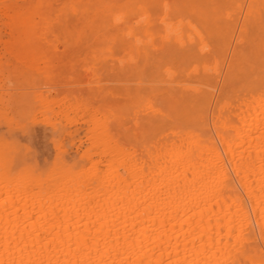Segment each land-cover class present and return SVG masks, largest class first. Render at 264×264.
Segmentation results:
<instances>
[{"label":"bare ground","instance_id":"1","mask_svg":"<svg viewBox=\"0 0 264 264\" xmlns=\"http://www.w3.org/2000/svg\"><path fill=\"white\" fill-rule=\"evenodd\" d=\"M60 45L125 52L135 103L97 108L73 163L0 138V264H264V0H0V56Z\"/></svg>","mask_w":264,"mask_h":264},{"label":"rangeland","instance_id":"2","mask_svg":"<svg viewBox=\"0 0 264 264\" xmlns=\"http://www.w3.org/2000/svg\"><path fill=\"white\" fill-rule=\"evenodd\" d=\"M60 46L58 51H48V54L43 55L37 53L38 55L34 54V57L19 58L7 53L6 50H2L0 56L1 62L4 63L3 77L6 76L1 83L5 91L0 89V94L3 93L10 102L9 110H4V113L0 114V138L14 144L16 149L21 150L18 155L35 165L38 170L54 166L60 153L58 143L62 145L63 153L60 154L65 161L73 163L75 158L76 161L81 160L84 150L93 146L90 141L93 133L90 131L88 134V131L94 128V114L97 111L100 114L99 110L101 113L106 112L112 103L119 105L125 103L126 107L127 104L130 106L135 103L130 95V91L131 93L135 91V77L126 76L119 70L120 59L124 57L125 52L117 53L113 58L106 53V45L93 49L86 47L88 51L85 48L75 49L76 51L65 50L63 45ZM101 63H105L104 66ZM35 65L43 67L49 65L52 74L38 73ZM31 70L34 71L30 72ZM38 91L58 100L53 104L54 113L49 121L46 119L47 115L42 113L46 110V104L38 112L33 113L34 96ZM22 102H25V106ZM64 102L65 104H62ZM77 102L79 107H73L71 110L60 107V104L69 106ZM99 107L100 109L96 111ZM11 118L16 122L11 121ZM127 122L125 127H133V121L130 122L127 118L125 123ZM100 150V146L95 149L97 153ZM85 162L89 164L87 158Z\"/></svg>","mask_w":264,"mask_h":264},{"label":"clouds","instance_id":"3","mask_svg":"<svg viewBox=\"0 0 264 264\" xmlns=\"http://www.w3.org/2000/svg\"><path fill=\"white\" fill-rule=\"evenodd\" d=\"M114 20L116 23H120L123 21V14L117 13L114 16ZM165 30L170 34V35H175L177 31H179V28L176 26H173L171 24L165 26ZM137 43H140L137 41Z\"/></svg>","mask_w":264,"mask_h":264}]
</instances>
